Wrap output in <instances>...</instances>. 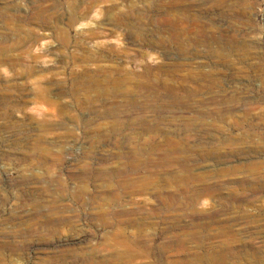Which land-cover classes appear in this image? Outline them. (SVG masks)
<instances>
[{"label":"rangeland","instance_id":"rangeland-1","mask_svg":"<svg viewBox=\"0 0 264 264\" xmlns=\"http://www.w3.org/2000/svg\"><path fill=\"white\" fill-rule=\"evenodd\" d=\"M0 264H264V0H0Z\"/></svg>","mask_w":264,"mask_h":264}]
</instances>
